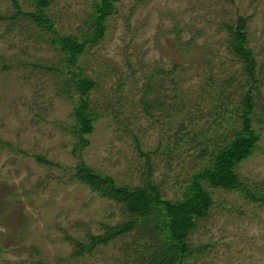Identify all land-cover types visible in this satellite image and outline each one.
<instances>
[{
  "label": "rangeland",
  "instance_id": "1",
  "mask_svg": "<svg viewBox=\"0 0 264 264\" xmlns=\"http://www.w3.org/2000/svg\"><path fill=\"white\" fill-rule=\"evenodd\" d=\"M93 2L50 0L46 14L60 34L81 39ZM33 10L30 0H0V264H139L152 242L146 221L74 255L75 240L86 244L103 224L130 218L123 203L79 182L76 166L84 161L117 184L144 186L139 143L162 196L179 199L208 154L243 128L253 83L225 28L241 15L260 78L254 126L261 136L236 171L251 191L264 192V0H117L106 34L77 62L95 79L89 99L99 115L81 150L73 130L79 96L64 87L77 67L28 15ZM205 187L215 203L196 220L193 251L181 264H264V202Z\"/></svg>",
  "mask_w": 264,
  "mask_h": 264
},
{
  "label": "trees",
  "instance_id": "2",
  "mask_svg": "<svg viewBox=\"0 0 264 264\" xmlns=\"http://www.w3.org/2000/svg\"><path fill=\"white\" fill-rule=\"evenodd\" d=\"M30 1L34 4L35 10L27 12L28 15L39 27L52 33L49 41L65 51L67 62L71 67H77L76 70L69 71L71 77L66 80L64 87L69 93L73 85L79 96L74 110L76 127L73 130L79 139L74 150H81L89 143L87 135L94 130V123L99 115L96 110L91 109L89 99V91L94 87L95 79L84 74L83 68L78 66L77 62L90 43L99 42L106 34V21L116 11L117 0H94L96 11L92 14L91 29L81 39L71 34H60L54 28L53 19L46 14L50 0ZM21 12H23L22 9H19L14 15ZM225 28L229 34L230 45L238 55L244 57L250 81L253 83L243 98V128L237 130L226 144L208 154L207 163L191 173L177 200L162 196L158 185L150 179L153 167L152 157L150 152L143 153L140 150L139 143H137L138 149L145 155L148 165L149 181L144 186L128 187L117 184L113 176L102 174L81 161L76 166L74 177L82 184L97 191L100 196L123 203L124 210L130 218L116 225L103 224L104 232L89 234V242L86 244L75 240V256L82 255L97 244H105L131 231L138 222L146 221L152 224L149 236L152 242L144 245V252L139 255V264H181L193 251L188 244V239L189 233L196 226V220L205 217L211 205L215 203L205 183L209 182L227 191L241 190L253 200L264 202V192L251 191L247 185H244L236 171L238 165L258 147L261 136L254 126L255 107L259 103L254 90H258L257 83L260 78L256 76L255 52L247 43V16H238L234 25L227 24ZM36 158L47 162L43 156H36Z\"/></svg>",
  "mask_w": 264,
  "mask_h": 264
}]
</instances>
